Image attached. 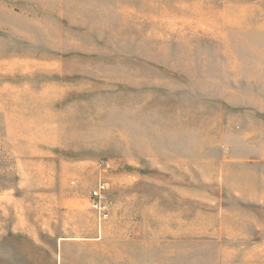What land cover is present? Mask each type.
Segmentation results:
<instances>
[{"label":"rangeland","instance_id":"obj_1","mask_svg":"<svg viewBox=\"0 0 264 264\" xmlns=\"http://www.w3.org/2000/svg\"><path fill=\"white\" fill-rule=\"evenodd\" d=\"M0 264H264V0H0Z\"/></svg>","mask_w":264,"mask_h":264},{"label":"built area","instance_id":"obj_2","mask_svg":"<svg viewBox=\"0 0 264 264\" xmlns=\"http://www.w3.org/2000/svg\"><path fill=\"white\" fill-rule=\"evenodd\" d=\"M90 207L98 226L107 221L110 216L108 188L106 182L98 180L89 194Z\"/></svg>","mask_w":264,"mask_h":264}]
</instances>
